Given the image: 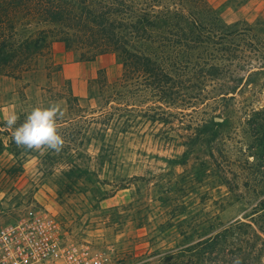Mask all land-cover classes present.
<instances>
[{
	"label": "rangeland",
	"instance_id": "rangeland-1",
	"mask_svg": "<svg viewBox=\"0 0 264 264\" xmlns=\"http://www.w3.org/2000/svg\"><path fill=\"white\" fill-rule=\"evenodd\" d=\"M209 4L225 23L264 32V0ZM97 60L78 62L52 46L51 71L41 60L36 73L0 72V228L48 216L91 264H231L237 255L242 264H264V152L247 125L264 108V71L225 101L214 100L217 83L201 96L190 93L203 100L187 119L218 123L215 143L188 151L186 125L138 118L132 132H111L118 134L107 150L99 126L64 122L76 104L97 111L88 99L99 94L93 81L100 69L109 83L121 76L114 54ZM71 94L79 103H66ZM52 103L65 113L62 151L17 147L6 118L15 113L19 125L34 107Z\"/></svg>",
	"mask_w": 264,
	"mask_h": 264
},
{
	"label": "trees",
	"instance_id": "trees-1",
	"mask_svg": "<svg viewBox=\"0 0 264 264\" xmlns=\"http://www.w3.org/2000/svg\"><path fill=\"white\" fill-rule=\"evenodd\" d=\"M209 1L0 0V72L36 73L41 60L51 71L54 43L83 63L114 54L122 73L109 83L105 70L97 72L99 94L88 99L97 111L76 104L64 122L99 126L95 130L107 139V150L118 134L111 132L130 133L138 118L186 125L188 151L204 141L215 143L218 123L187 119L186 111L203 100L190 93L201 96L208 83H217L214 100L225 101L253 84L264 71V32L225 23ZM65 101L80 100L71 94ZM247 125L263 154L264 108L254 109Z\"/></svg>",
	"mask_w": 264,
	"mask_h": 264
},
{
	"label": "built area",
	"instance_id": "built-area-1",
	"mask_svg": "<svg viewBox=\"0 0 264 264\" xmlns=\"http://www.w3.org/2000/svg\"><path fill=\"white\" fill-rule=\"evenodd\" d=\"M0 264H91L86 251L64 243L52 218L37 216L0 228Z\"/></svg>",
	"mask_w": 264,
	"mask_h": 264
},
{
	"label": "clouds",
	"instance_id": "clouds-1",
	"mask_svg": "<svg viewBox=\"0 0 264 264\" xmlns=\"http://www.w3.org/2000/svg\"><path fill=\"white\" fill-rule=\"evenodd\" d=\"M65 113L58 103L46 107H34L24 121L17 124L19 117L12 113L4 121V126L12 129V139L17 147L26 150L42 148L59 153L65 141L59 130V121ZM231 264H242V258L232 257Z\"/></svg>",
	"mask_w": 264,
	"mask_h": 264
},
{
	"label": "crops",
	"instance_id": "crops-1",
	"mask_svg": "<svg viewBox=\"0 0 264 264\" xmlns=\"http://www.w3.org/2000/svg\"><path fill=\"white\" fill-rule=\"evenodd\" d=\"M53 47L55 48V49H66L65 47H64V45L63 44H61V43H54V45H53ZM63 47V48H62ZM68 57H70L69 56V54H68ZM98 61V60H97ZM94 63H96V61L94 62ZM100 67H98L97 69H99Z\"/></svg>",
	"mask_w": 264,
	"mask_h": 264
}]
</instances>
